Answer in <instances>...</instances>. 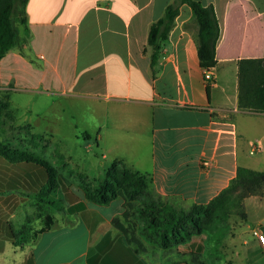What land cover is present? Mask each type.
I'll use <instances>...</instances> for the list:
<instances>
[{
    "label": "crops",
    "instance_id": "0c3cea01",
    "mask_svg": "<svg viewBox=\"0 0 264 264\" xmlns=\"http://www.w3.org/2000/svg\"><path fill=\"white\" fill-rule=\"evenodd\" d=\"M173 1L28 0L29 36L1 60L0 92L10 100L17 92L57 95L52 103L73 118L88 104L99 117L102 157L147 175L153 198L189 209L215 199L238 167L264 171V113L241 110L238 100L239 61L264 58V0H196L213 6L220 25L209 92L186 4L153 76L149 29ZM19 121L12 119L15 132L32 125ZM5 168L0 163V264H264V245L252 233L264 230V194L244 200L245 219L233 215L215 231L164 248L144 236L134 215L143 199L95 204L78 192L52 229L14 246L9 194L16 204L18 194L34 202L27 191L9 190L12 167ZM114 220L140 244L129 243Z\"/></svg>",
    "mask_w": 264,
    "mask_h": 264
},
{
    "label": "trees",
    "instance_id": "16d2710c",
    "mask_svg": "<svg viewBox=\"0 0 264 264\" xmlns=\"http://www.w3.org/2000/svg\"><path fill=\"white\" fill-rule=\"evenodd\" d=\"M28 0H0V62L12 49L23 46L29 36L26 7ZM188 5L198 27V58L203 71L214 70L217 64L216 47L220 37V25L213 6H205L196 0H174L164 14L153 22L148 34L151 49L153 76L161 52L174 28L181 5ZM20 27L23 28L21 35ZM239 108L244 111L264 113V58L241 59L238 63ZM212 81L206 82L209 92ZM0 163L8 171L12 167L9 190L27 191L40 211L44 224L39 230H32L29 221L21 228H12L10 237L14 246L35 241L39 235L55 225L53 215L61 200V174L47 160L35 153L6 145L0 141ZM22 182H19L18 179ZM150 178L132 171L120 161L112 162L105 177L92 189L83 188L84 198L95 204L109 203L122 196L126 200L143 199L134 215L142 221L144 236L161 247L185 243L194 235L215 231L233 215L246 218L244 200L250 196L264 194V171L238 167L236 176L215 199L208 204H193L189 209L178 208L163 200L153 198L149 191ZM19 184V186H18ZM6 190V189H5ZM130 207V203L128 206ZM133 208V209H132ZM130 213L126 214V218ZM114 225L123 232L129 243L140 241L131 227H125L119 220ZM129 234H132L129 238Z\"/></svg>",
    "mask_w": 264,
    "mask_h": 264
},
{
    "label": "rangeland",
    "instance_id": "374dc122",
    "mask_svg": "<svg viewBox=\"0 0 264 264\" xmlns=\"http://www.w3.org/2000/svg\"><path fill=\"white\" fill-rule=\"evenodd\" d=\"M56 98L57 95L54 94L46 97L34 92H17L13 93V99L10 100L9 94L0 92V121L3 131L0 141L38 154L61 174V200L58 203L59 208L53 213L55 218L74 201L78 192L82 193L83 188L95 187L105 177L112 162V157H102V142L95 128L99 117L96 118L88 104L80 107V113L74 119L72 113L62 114L57 102L52 103ZM12 101L15 108L12 107ZM46 103L52 104L49 110L46 109ZM15 117L21 123L29 118L34 128L31 124L24 123L15 132L12 130V119ZM9 196H12V223L18 226L16 228L19 229L20 224L23 226L28 221L32 230L43 226L44 219L39 216L40 211L36 204L19 194L17 197L20 201L16 204V196Z\"/></svg>",
    "mask_w": 264,
    "mask_h": 264
},
{
    "label": "built area",
    "instance_id": "2783aa9c",
    "mask_svg": "<svg viewBox=\"0 0 264 264\" xmlns=\"http://www.w3.org/2000/svg\"><path fill=\"white\" fill-rule=\"evenodd\" d=\"M204 80L207 81H213L214 80V72L213 70H207L204 71ZM258 147H254V149L252 150V152H256ZM253 235L257 238V240L264 245V230L262 229V225H259L257 227H255L252 230Z\"/></svg>",
    "mask_w": 264,
    "mask_h": 264
}]
</instances>
